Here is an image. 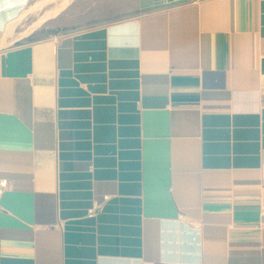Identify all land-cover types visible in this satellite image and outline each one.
Listing matches in <instances>:
<instances>
[{"label":"crops","instance_id":"obj_1","mask_svg":"<svg viewBox=\"0 0 264 264\" xmlns=\"http://www.w3.org/2000/svg\"><path fill=\"white\" fill-rule=\"evenodd\" d=\"M32 1L0 0V264H264V0L21 42Z\"/></svg>","mask_w":264,"mask_h":264},{"label":"rangeland","instance_id":"obj_2","mask_svg":"<svg viewBox=\"0 0 264 264\" xmlns=\"http://www.w3.org/2000/svg\"><path fill=\"white\" fill-rule=\"evenodd\" d=\"M40 1L41 0H33L31 6L36 5ZM61 3V0L55 1L44 9L29 14L27 18L21 21L17 35L18 38H22L21 42L46 37L55 33L66 34L69 32H76L104 22L113 16L116 11L115 7L105 2V0H70L68 6L65 7L57 17L49 19L37 27L38 29L35 28V30L33 29L31 31V28L44 17L47 11L57 9ZM127 6L135 7V0H128ZM13 26L14 25L9 26L8 31ZM35 32L38 34L31 38L30 36Z\"/></svg>","mask_w":264,"mask_h":264},{"label":"bare ground","instance_id":"obj_3","mask_svg":"<svg viewBox=\"0 0 264 264\" xmlns=\"http://www.w3.org/2000/svg\"><path fill=\"white\" fill-rule=\"evenodd\" d=\"M55 1H58V0H41L39 3H37L36 5L34 6H31L27 11H25V16L29 15V14H33L35 13L36 11H39L41 9H44L45 7H47L49 4L55 2ZM61 5L57 8V9H54V10H51V11H47L44 15V17L39 21L37 22L32 28H31V31L37 27H39L40 25H42L43 23H45L46 21H48L49 19L51 18H54V17H57L59 15V13L65 8L68 6V4L70 3V0H61ZM52 6V5H50ZM48 9V8H47ZM46 10V9H45ZM24 15V14H23ZM22 15V16H23ZM23 16V18L25 17ZM21 18V17H20ZM18 26V25H17ZM13 29H14V26L8 31V34L10 35H13L12 32H13ZM38 29V28H37ZM34 32V31H33ZM4 37V36H3ZM11 37V36H10ZM3 40V39H2Z\"/></svg>","mask_w":264,"mask_h":264},{"label":"built area","instance_id":"obj_4","mask_svg":"<svg viewBox=\"0 0 264 264\" xmlns=\"http://www.w3.org/2000/svg\"><path fill=\"white\" fill-rule=\"evenodd\" d=\"M7 185H8V181H1V182H0V187H1L2 189H5V188L7 187Z\"/></svg>","mask_w":264,"mask_h":264},{"label":"trees","instance_id":"obj_5","mask_svg":"<svg viewBox=\"0 0 264 264\" xmlns=\"http://www.w3.org/2000/svg\"><path fill=\"white\" fill-rule=\"evenodd\" d=\"M30 40H32V39H30Z\"/></svg>","mask_w":264,"mask_h":264}]
</instances>
